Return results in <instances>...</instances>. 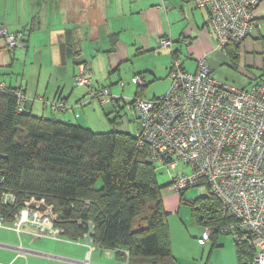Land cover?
Instances as JSON below:
<instances>
[{"label": "built area", "instance_id": "1", "mask_svg": "<svg viewBox=\"0 0 264 264\" xmlns=\"http://www.w3.org/2000/svg\"><path fill=\"white\" fill-rule=\"evenodd\" d=\"M208 13L207 28L215 48L225 52L228 46L239 47L255 28H259L254 10L264 0H189ZM8 50L19 47L23 32L10 34L0 28ZM171 49L168 39L159 41ZM180 53V52H179ZM89 71L78 67L75 86L91 87ZM168 92L154 99L135 97L131 106L137 115L134 135L139 150L148 153L157 170L185 168L172 176L169 190L179 193L192 187H204L207 197L221 205L223 216L230 219L220 230L233 235L241 244L254 250L252 264H264V81L237 88L219 81L205 60H199L195 72L184 71L174 59L169 73ZM142 89L143 81L135 77ZM103 105L113 104L105 89L96 93ZM16 96L25 101L21 92ZM52 111H63L61 102L49 104ZM0 171V208L15 204L12 193L2 189ZM56 215L43 200L23 203L11 221L0 210V227L11 223L20 233L26 226L36 238L60 239L54 226ZM212 230L206 229L200 244L209 241ZM85 240L89 244V237Z\"/></svg>", "mask_w": 264, "mask_h": 264}, {"label": "crops", "instance_id": "2", "mask_svg": "<svg viewBox=\"0 0 264 264\" xmlns=\"http://www.w3.org/2000/svg\"><path fill=\"white\" fill-rule=\"evenodd\" d=\"M254 17L259 28L250 35H254L251 46L256 47L254 52L264 54V1L254 10ZM207 19V11L195 7L189 0H0V28L10 34L23 32L25 35V40L14 50H8L0 38V88L20 91L32 114L36 112L40 117L49 114L63 123L89 124L88 128H91L95 122L102 121V112L106 116L108 112L118 113L117 100L112 105L114 108H103L105 105L94 95L100 90L93 85L104 74H121L128 69L125 74H132L131 83L138 86L135 77H140L143 88H146L152 82L162 80L164 74L169 78L174 59L190 73L195 72L199 60H205L213 74L223 79L221 74L225 73L220 66L228 56L215 48ZM161 39L170 40L171 49L161 47ZM17 58L24 59L23 79L15 73ZM41 62L45 63L46 69H53V94L49 99L46 97L49 81L43 96L39 97L44 101L32 104L27 96L28 82L25 79L34 63ZM80 63L90 74L88 93L85 86L74 85ZM40 67L43 70L42 64ZM15 74L18 76L16 80L12 77ZM157 74L161 76L159 79ZM259 80L264 81V77ZM143 93L144 89H136L135 97L143 98ZM55 102H61L65 109L52 111L49 104ZM165 191L171 193L169 188ZM4 242L0 240V257L3 260L0 262L7 261L5 264H17L19 261L20 264H36L31 260L33 257H45L65 264H90L92 243L87 244L86 240H82L80 245L65 242L81 247L80 252L71 250L58 256ZM84 247L89 251L85 259L79 261ZM235 254L239 264L237 250Z\"/></svg>", "mask_w": 264, "mask_h": 264}, {"label": "trees", "instance_id": "3", "mask_svg": "<svg viewBox=\"0 0 264 264\" xmlns=\"http://www.w3.org/2000/svg\"><path fill=\"white\" fill-rule=\"evenodd\" d=\"M237 48L228 46L224 52L232 64ZM17 92L0 88L2 189L16 200L0 208L7 221L23 203L43 200L56 215L54 226L69 241L88 236L89 243L113 251L125 264H177L162 205V191L170 182L158 184L157 166L137 148L135 137L115 131L95 133L34 116ZM205 199L199 209L196 202L191 205L199 224L212 230L208 242L214 248L219 235H232L220 233L230 219L214 197ZM233 240L239 264H252L254 250Z\"/></svg>", "mask_w": 264, "mask_h": 264}, {"label": "rangeland", "instance_id": "4", "mask_svg": "<svg viewBox=\"0 0 264 264\" xmlns=\"http://www.w3.org/2000/svg\"><path fill=\"white\" fill-rule=\"evenodd\" d=\"M255 36H257V34H255ZM253 39L254 35L248 37L239 48L236 49L234 55H236L237 59L233 64L229 57L228 60L223 62L220 69L221 71H224L225 74H221L223 79H219L213 74L217 80L224 81L237 88H242L256 82L260 77H264V54L254 52L256 47L251 46ZM24 40L25 35L23 41ZM40 64H42L43 70L41 67L39 68ZM23 68L24 59L21 61L17 58L15 73H19V76L22 79ZM39 69L41 74H39ZM45 69V63L41 62L38 64L34 63L32 71L31 68L28 70L27 78L25 80L28 82L27 96L32 100V104H35L36 102L39 104V102L44 101L39 97L43 96L45 86L49 81L50 86L47 88L46 97L49 99L53 94V69ZM128 72L129 70L127 69L126 72L121 71V74L115 72L111 75L104 74L101 79L98 78V82L94 83L93 87L99 88L97 90H102L101 87H104L110 94L108 98L118 101V113L108 112L106 116L102 112V121L95 122L93 126H91L92 129L88 128L89 124H84L82 127L88 128L95 133L115 131L127 133L132 136L137 133V116L136 112L131 107V101L135 98L136 89L138 91L144 89L143 98H160L168 92L170 80L168 74H164L163 76L165 77L162 78V80L154 81L146 88L140 89L137 85L131 83L130 77L132 74H125ZM12 77L14 80L18 78L16 74L12 75ZM156 77L159 79L161 76L160 74H157ZM37 84H39V88H37ZM77 88L79 87H76L75 89ZM84 90L88 93V88L86 86L84 87ZM98 99L101 100V98ZM113 104L105 105L103 108H114L115 106H112ZM33 115L38 116L36 112H34ZM46 116V118H52L49 114ZM183 169L188 171L183 164L179 165L174 171H170L167 168L156 171L158 184L161 186L167 184L170 182L172 176L178 175ZM100 185L101 183L99 182L97 186ZM165 190L166 189L162 191V205L167 217L172 253L178 264H237L235 254L236 246L232 235H219L214 248L210 242L205 244L198 243V239L202 238L201 235H203V232L207 228L199 224V218L197 215L195 216L193 210L194 207H192L191 204L196 202L195 208L199 209L202 205L207 203L204 187L189 188L183 191L181 196L179 193L175 192L166 193ZM198 216H201V213H199ZM12 227L11 223H5L0 227V240L5 241L4 243L8 245H21L22 248L30 251L53 254L56 256L62 255L65 252L69 253L71 250L73 253L80 252L79 249L81 247L73 246L70 243L66 244L65 242L72 241L67 240L63 236H60V239L52 237L36 238L31 234V229L27 226L21 229L20 233L13 230ZM25 233H29V235H26ZM77 243L80 245L82 242H74V244ZM90 247L92 250L89 257L90 264H125L116 259L113 251L102 250L94 244H91ZM83 250V255L79 261H83L89 251L87 248ZM9 253L10 252H8V254ZM0 260L3 261L2 257H0ZM31 260H35L36 264H65L45 257H33ZM247 260V256L243 258L244 263H247ZM1 263L5 264L7 261L0 262V264ZM17 264H20V261L17 262Z\"/></svg>", "mask_w": 264, "mask_h": 264}]
</instances>
